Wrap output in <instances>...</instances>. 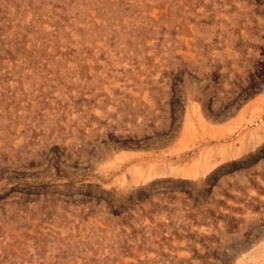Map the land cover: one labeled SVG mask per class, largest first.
<instances>
[{"label": "rangeland", "instance_id": "1", "mask_svg": "<svg viewBox=\"0 0 264 264\" xmlns=\"http://www.w3.org/2000/svg\"><path fill=\"white\" fill-rule=\"evenodd\" d=\"M0 264H264V0H0Z\"/></svg>", "mask_w": 264, "mask_h": 264}, {"label": "bare ground", "instance_id": "2", "mask_svg": "<svg viewBox=\"0 0 264 264\" xmlns=\"http://www.w3.org/2000/svg\"><path fill=\"white\" fill-rule=\"evenodd\" d=\"M257 137H259V136H255L254 138H257ZM235 146L238 148V150L236 149L235 151H237V152H234L233 151V147H230V148H227L226 150H224L223 152H222V155L224 156V159L226 160L227 158H231V157H235V156H237V155H239L241 152H240V150L241 149H239V143H237V144H235ZM239 151V152H238ZM198 165V164H197Z\"/></svg>", "mask_w": 264, "mask_h": 264}]
</instances>
